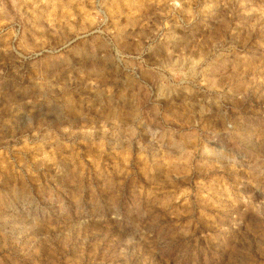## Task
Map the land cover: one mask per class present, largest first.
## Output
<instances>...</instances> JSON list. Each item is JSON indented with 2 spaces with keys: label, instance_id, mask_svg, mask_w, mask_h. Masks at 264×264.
I'll list each match as a JSON object with an SVG mask.
<instances>
[{
  "label": "rangeland",
  "instance_id": "rangeland-1",
  "mask_svg": "<svg viewBox=\"0 0 264 264\" xmlns=\"http://www.w3.org/2000/svg\"><path fill=\"white\" fill-rule=\"evenodd\" d=\"M0 264H264V0H0Z\"/></svg>",
  "mask_w": 264,
  "mask_h": 264
}]
</instances>
